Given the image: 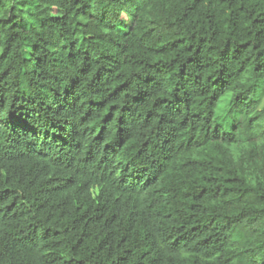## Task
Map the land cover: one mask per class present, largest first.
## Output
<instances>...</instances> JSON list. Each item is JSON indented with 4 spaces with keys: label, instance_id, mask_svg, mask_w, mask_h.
Instances as JSON below:
<instances>
[{
    "label": "trees",
    "instance_id": "obj_1",
    "mask_svg": "<svg viewBox=\"0 0 264 264\" xmlns=\"http://www.w3.org/2000/svg\"><path fill=\"white\" fill-rule=\"evenodd\" d=\"M0 264H264V0H0Z\"/></svg>",
    "mask_w": 264,
    "mask_h": 264
},
{
    "label": "rangeland",
    "instance_id": "obj_2",
    "mask_svg": "<svg viewBox=\"0 0 264 264\" xmlns=\"http://www.w3.org/2000/svg\"><path fill=\"white\" fill-rule=\"evenodd\" d=\"M19 25L21 27H24L25 26V22H21ZM128 25L129 24H127L126 26H128ZM230 102H231L230 101V94H226L224 97H222V99L219 102V107H218V110L216 112V115L224 114L227 111V109H228V107L230 105ZM216 124L219 125L218 121L216 122ZM224 126L225 125H223V127Z\"/></svg>",
    "mask_w": 264,
    "mask_h": 264
}]
</instances>
